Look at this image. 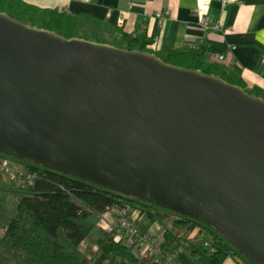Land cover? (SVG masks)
I'll return each instance as SVG.
<instances>
[{"label":"water","instance_id":"water-1","mask_svg":"<svg viewBox=\"0 0 264 264\" xmlns=\"http://www.w3.org/2000/svg\"><path fill=\"white\" fill-rule=\"evenodd\" d=\"M0 152L218 231L264 264V100L0 11Z\"/></svg>","mask_w":264,"mask_h":264},{"label":"trees","instance_id":"trees-1","mask_svg":"<svg viewBox=\"0 0 264 264\" xmlns=\"http://www.w3.org/2000/svg\"><path fill=\"white\" fill-rule=\"evenodd\" d=\"M0 11L22 23L54 31L66 38L77 37L75 31L87 27L76 17L55 10L39 9L18 0H0ZM125 39L127 49L142 51L141 46L134 47L138 40L127 35ZM199 56L198 49L190 48L186 51H169L159 57L176 66L214 74L264 100L263 91L246 89L239 76L229 74L221 67L212 68L204 64ZM30 168L41 170H38V176L31 185L23 187L24 194L17 200L12 216L6 222H0V264L3 258L16 264H103L104 261H108V264H159L152 259L134 257L126 246L114 241L112 231L97 225L99 214L114 205H130L145 217L158 222L170 215L173 226L184 227L187 231L197 230L202 234L181 241L171 229L165 227L159 243L161 260L182 242L193 264H222L227 256H232L238 264H252L218 231L195 219L172 210L173 213L163 211L161 209L166 208L68 173L44 166ZM59 229H63L75 248L69 249L59 241ZM93 232L98 234L96 245L99 254L87 259L77 247ZM205 242L208 244L205 245Z\"/></svg>","mask_w":264,"mask_h":264},{"label":"crops","instance_id":"crops-1","mask_svg":"<svg viewBox=\"0 0 264 264\" xmlns=\"http://www.w3.org/2000/svg\"><path fill=\"white\" fill-rule=\"evenodd\" d=\"M27 5L63 12L76 17L89 27L92 39L113 46L127 47L125 35L138 40L135 48L161 56L169 51H186L203 40L197 48L199 58L212 68L221 67L239 76L246 89L257 88L264 92V0H18ZM157 14H159L157 16ZM220 24L218 29H204L202 19ZM120 22V23H119ZM223 54L224 58L219 59ZM130 218L142 231L160 236L165 227L182 241L202 235L197 230L187 231L173 226L170 215L162 222L145 217L132 206ZM170 213V212H169ZM100 219L97 225L109 229ZM84 238L80 245L84 243ZM95 240V239H94ZM163 264H193L181 242ZM222 264H238L227 256Z\"/></svg>","mask_w":264,"mask_h":264},{"label":"built area","instance_id":"built-area-1","mask_svg":"<svg viewBox=\"0 0 264 264\" xmlns=\"http://www.w3.org/2000/svg\"><path fill=\"white\" fill-rule=\"evenodd\" d=\"M219 1L222 3L221 6L223 8L226 0ZM158 15L159 14H157V16ZM201 25L204 29L220 28L219 23H213L207 18L202 19ZM202 44L203 40H199L195 43L194 47L197 49ZM218 57L219 59H223L224 55L220 54ZM262 62L264 63V57L262 58ZM31 166L34 165L21 164L14 160L12 156L0 152V174H5L10 180H20L23 186L31 185L38 176V170H41L32 169L30 168ZM128 208V206H111L108 210L99 214L100 222L107 224L106 217L111 215L113 219L108 230L112 231L114 241L126 246L130 253L136 258L152 259L159 264H163L169 256L168 255L165 259L161 260V248L159 243L163 232L158 237L151 235L146 231H142L130 218ZM207 244L208 243L205 242V245Z\"/></svg>","mask_w":264,"mask_h":264},{"label":"rangeland","instance_id":"rangeland-1","mask_svg":"<svg viewBox=\"0 0 264 264\" xmlns=\"http://www.w3.org/2000/svg\"><path fill=\"white\" fill-rule=\"evenodd\" d=\"M75 34L78 38H83L86 40H90L97 43H102L99 40L92 39L93 37L88 32L87 27L82 28L81 30L78 29L75 31ZM104 43V42H103ZM106 44V43H105ZM108 44V43H107ZM110 45V44H109ZM13 157V156H12ZM14 160L21 164H30L37 167H42L40 164H36V162L28 160V159H20L17 157H13ZM22 182L20 180H10L5 174H0V222H6L9 217L12 216L15 208V204L17 200L24 194ZM130 205H128L129 207ZM161 209V208H159ZM168 212H172L167 209H161ZM173 213V212H172ZM100 219L99 216L97 218ZM98 222V221H97ZM100 223V221H99ZM103 225H105L103 223ZM2 230L0 229V233ZM98 238V234L93 232L91 233L86 239L84 243L80 245V253L87 259L94 258L99 254V250L96 245V239ZM58 239L59 241L64 244L67 248L73 249L75 248L68 238L66 237L63 229H59L58 231ZM95 239V240H94ZM1 264H16L13 260L10 259H1ZM103 264H108V261H104Z\"/></svg>","mask_w":264,"mask_h":264}]
</instances>
